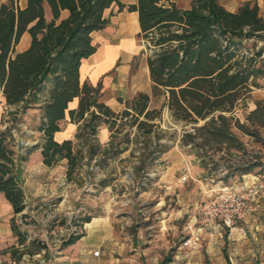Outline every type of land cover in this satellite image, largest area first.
Returning <instances> with one entry per match:
<instances>
[{
    "label": "trees",
    "instance_id": "obj_1",
    "mask_svg": "<svg viewBox=\"0 0 264 264\" xmlns=\"http://www.w3.org/2000/svg\"><path fill=\"white\" fill-rule=\"evenodd\" d=\"M112 5L117 11H135L139 24L138 36L151 53L146 64L151 84L150 93L137 92L125 101V107L113 111L99 99L100 85L80 82L79 67L83 58L95 52L92 33L109 24ZM66 11L65 16L62 12ZM28 32L30 43L24 50L15 46ZM264 38V19L255 1L243 2L235 11L227 10L219 0H190L189 8H180L170 0H7L0 5V92L9 105H18L9 112H24L39 99L37 94L49 82L48 99L41 105L38 130L43 141L24 147L28 151L40 148L43 163L55 165L65 159L66 176L86 156L101 151L109 154L121 144L117 136L128 127H136L138 135L148 136L156 127L154 120L162 109H168L175 121L191 124L182 135V145H194L200 150L206 145L214 150L230 147L241 150L243 143L233 134L232 127L248 132L244 123L233 122V109L244 100L255 79L264 75L263 62L258 63L263 49L248 52L247 42ZM144 50H142L143 52ZM78 98L76 109L68 103ZM152 99L159 108L150 107ZM68 112L72 121H81L72 140H54L61 120ZM8 117V118H9ZM7 118V119H8ZM248 119L264 126V99L256 102ZM202 121L201 124H198ZM107 125L110 140L107 146L96 141L97 129ZM234 125V126H233ZM196 139H200L198 142ZM13 137L10 128L0 132V191L11 203L16 215L25 208L24 194L14 171ZM126 145L123 147L125 148ZM165 149L162 148L161 153ZM113 153H116L113 151ZM240 174L250 166L235 169ZM229 170L227 175L232 174ZM89 221L90 218H84ZM13 232L23 243L22 233L12 219ZM79 236L71 235L67 243ZM23 253V252H22ZM21 253V254H22ZM21 255L18 256L20 258Z\"/></svg>",
    "mask_w": 264,
    "mask_h": 264
},
{
    "label": "rangeland",
    "instance_id": "obj_2",
    "mask_svg": "<svg viewBox=\"0 0 264 264\" xmlns=\"http://www.w3.org/2000/svg\"><path fill=\"white\" fill-rule=\"evenodd\" d=\"M245 1H255L264 19V0H219L234 11ZM175 2L180 8L190 4V0ZM114 11L113 7L106 14ZM119 35L116 27L112 36L117 40ZM128 38L141 48L127 60L123 55L117 57L109 72L113 86H131L133 76L151 53L137 33ZM246 44L249 54L263 49L258 63L264 64V38ZM124 46L131 48L129 44ZM255 81L258 85L251 86L248 96L238 101L232 113V121L244 123L248 130L245 133L232 127L233 134L243 143L241 150L233 147L228 151L214 150L209 145L200 150L191 144L182 145V135L190 130L191 124L175 121L165 108L154 120L156 127L150 135L140 134L134 139L137 129L128 127L127 143L124 131L117 136V141L123 142L113 150L116 153L100 151L88 159L84 156L70 177L61 175L53 182L46 180L43 195L29 199L26 208L15 217L17 230L24 238L23 264H82L83 258L94 250L100 251V247L90 244L106 232L113 239L111 258L126 264H166L198 225L206 203L223 187L250 183L255 178L264 184V126L247 118L256 102L264 99V75ZM159 106L160 101L152 99L150 107ZM17 135L24 147L31 144L28 127H17ZM171 150L176 156L167 158ZM61 164L56 165L60 168L58 172L63 170ZM242 165L250 166V171L240 174L235 170ZM229 170L233 172L228 176ZM260 197L251 202V212L258 208L259 200L256 201ZM86 217L90 220L85 221ZM74 234L79 238L67 243ZM204 242H208L205 234L201 244Z\"/></svg>",
    "mask_w": 264,
    "mask_h": 264
},
{
    "label": "crops",
    "instance_id": "obj_3",
    "mask_svg": "<svg viewBox=\"0 0 264 264\" xmlns=\"http://www.w3.org/2000/svg\"><path fill=\"white\" fill-rule=\"evenodd\" d=\"M7 0H0V5ZM123 3H132L135 0H121ZM175 2V0H170ZM176 3V2H175ZM19 4L23 5L24 0H19ZM180 7L178 4H176ZM190 4L183 6L182 8H189ZM224 6V5H223ZM115 8L114 13L110 14L109 24L101 29L92 33L93 43L97 48L94 53L86 58H83L79 67V79L80 82L84 81L90 83L93 86L100 85L99 99L108 105L113 111L119 112L125 107V101L131 98L137 92L151 91V84L148 75V69L146 64L140 69L137 74L133 76L132 85L126 86H113V78L109 75L110 69L115 67L118 56H126V60L131 58L132 53L141 48V45H135L128 36L132 33L139 32V24L137 19V13L135 11H128L123 9L117 11V6L112 5L105 10ZM225 7V6H224ZM229 11H234L229 7H225ZM236 10V9H235ZM66 11L62 12L65 16ZM136 20V21H135ZM120 30V34L117 40L112 36L115 28ZM110 35V36H109ZM30 43V35L28 32H24L15 49L17 51L24 50ZM125 44H129L130 50L125 49ZM143 50V49H142ZM141 50V53H143ZM124 52V53H123ZM126 70V68L124 69ZM122 70V72L124 71ZM105 76V74H107ZM49 82L46 81L42 89L38 92V100L36 103L26 108L19 117V127H28L30 129L32 141L29 147L41 143L43 141V132L38 130L41 117V106L48 99ZM78 105V98L72 99L68 103V109H76ZM18 105H9L5 102V98L0 92V132L2 126L12 113L7 114L5 110L9 109L12 112L17 109ZM81 121H72L66 112L65 117L61 120L60 130L54 133V140L62 142L70 139L74 145L79 146L82 144V138L75 137L77 128ZM110 131L105 124H101L97 129L96 141L101 145H107L110 140ZM26 146V147H28ZM25 147V148H26ZM24 150V149H23ZM20 152H15L14 155V171L21 183L25 208L29 199L33 196L43 195V186L48 185L46 180L53 182L59 176H66L67 164L63 159L61 164V172H58V168L55 165H46L43 163L40 148L31 149L24 157H21ZM176 156L174 151H169L166 155ZM181 160V159H180ZM171 159H169V163ZM179 163L182 164L180 161ZM180 165V164H179ZM55 167V168H54ZM57 172V173H56ZM262 199L258 198L259 204L257 209L250 212L239 222L244 230L234 229L231 232L223 230V233L218 238L215 244L211 242H201L186 248L178 246L174 251V255L171 259H168L166 264H264V190L261 192ZM24 208V209H25ZM18 214V213H17ZM13 212L11 203L6 199L3 192L0 191V264H23L25 257L22 253L23 243H19L17 236L12 229V219L17 216ZM113 239L110 233H105L96 238L91 246L100 247L99 254L97 256L90 255L87 258H83L82 264H126L117 258H111L109 251L114 248ZM90 252V251H89ZM22 253V254H21ZM20 258H18V256Z\"/></svg>",
    "mask_w": 264,
    "mask_h": 264
},
{
    "label": "built area",
    "instance_id": "obj_4",
    "mask_svg": "<svg viewBox=\"0 0 264 264\" xmlns=\"http://www.w3.org/2000/svg\"><path fill=\"white\" fill-rule=\"evenodd\" d=\"M10 111L9 109L5 110L7 114ZM21 113V111H15L13 114L15 119L9 117L4 122L2 130L10 128L14 151L23 153V140L17 135V127L20 125L18 117ZM263 188L264 184L258 178L253 179L250 183L245 181L242 185L223 187L206 203L198 225L190 232L189 236L183 239L181 246L189 247L200 243L204 234L209 242L215 244L221 236L222 230L231 232L237 228L243 231L244 227L239 222L251 212V202L261 196ZM98 254L99 250L93 251V256Z\"/></svg>",
    "mask_w": 264,
    "mask_h": 264
},
{
    "label": "bare ground",
    "instance_id": "obj_5",
    "mask_svg": "<svg viewBox=\"0 0 264 264\" xmlns=\"http://www.w3.org/2000/svg\"><path fill=\"white\" fill-rule=\"evenodd\" d=\"M136 21V20H135Z\"/></svg>",
    "mask_w": 264,
    "mask_h": 264
}]
</instances>
